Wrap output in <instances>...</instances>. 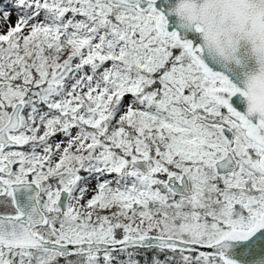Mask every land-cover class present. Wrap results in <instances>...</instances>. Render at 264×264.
<instances>
[{
    "label": "snow or ice",
    "instance_id": "1",
    "mask_svg": "<svg viewBox=\"0 0 264 264\" xmlns=\"http://www.w3.org/2000/svg\"><path fill=\"white\" fill-rule=\"evenodd\" d=\"M0 264H264V0H0Z\"/></svg>",
    "mask_w": 264,
    "mask_h": 264
}]
</instances>
